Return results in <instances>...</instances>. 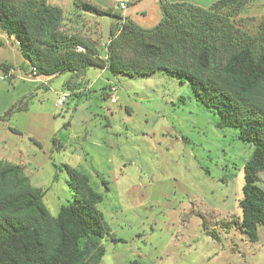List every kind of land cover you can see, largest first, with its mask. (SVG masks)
<instances>
[{"label": "rangeland", "instance_id": "1", "mask_svg": "<svg viewBox=\"0 0 264 264\" xmlns=\"http://www.w3.org/2000/svg\"><path fill=\"white\" fill-rule=\"evenodd\" d=\"M39 1L24 7L34 9ZM46 2L62 11L58 28L86 39L103 59L110 41L124 56L141 57L145 42L176 46L184 37L188 49L202 38L216 43L220 64L228 48L264 51V0L237 9L210 4L202 14L180 5L160 34L141 36L119 34L117 17L151 28L161 19L157 0H135L123 10L117 0ZM84 2L107 14L83 9ZM3 41L0 63L11 62L13 73L0 79V166L21 165L30 184L45 190L53 216L72 200L62 165L87 171L103 194L97 207L108 226L92 247L103 249L99 264H264V227L258 226L256 242L239 227L252 148L235 127L215 126L217 116L195 100L187 82L159 71L129 77L93 67L35 76L15 41ZM111 84L116 102L110 101ZM20 105L26 108L17 110ZM258 176L264 189V170Z\"/></svg>", "mask_w": 264, "mask_h": 264}, {"label": "trees", "instance_id": "2", "mask_svg": "<svg viewBox=\"0 0 264 264\" xmlns=\"http://www.w3.org/2000/svg\"><path fill=\"white\" fill-rule=\"evenodd\" d=\"M23 1L20 6L15 0H0V31L13 36L30 71L34 69L33 75L56 76L89 67L129 77L163 72L187 82L195 100L217 116V128L237 129L238 139L252 148L244 165L242 197L238 201L239 227L248 240L256 242L258 226L264 227V189L257 184L258 173L264 170V51L249 46L228 48L220 64L215 61L216 43L202 38L188 49L184 37L176 41V46L174 42H145L141 57L124 56L110 41L103 59L86 39L58 28L62 14L59 7L40 0L31 9L24 6L33 4V0ZM248 1L214 0L210 4L232 3L237 9ZM158 3L161 19L155 26L145 29L127 17L118 16L119 34L158 35L175 18L172 9L179 10L180 5L201 14L207 12L205 6L189 1L158 0ZM81 6L99 15L107 14L91 3L84 2ZM78 45L84 50L78 51ZM10 66L4 64L2 70ZM23 108L25 105L16 107ZM62 169L72 200L61 205L53 216L43 202L45 190L30 184L21 165L0 166V264H99L103 249L96 251L92 247L108 233L97 207L103 194L93 186L91 175L84 169L68 164H63ZM102 184L108 191L107 182L102 180ZM211 236L218 240L215 233ZM113 241L123 240L113 238ZM128 264L140 263L133 259Z\"/></svg>", "mask_w": 264, "mask_h": 264}, {"label": "built area", "instance_id": "3", "mask_svg": "<svg viewBox=\"0 0 264 264\" xmlns=\"http://www.w3.org/2000/svg\"><path fill=\"white\" fill-rule=\"evenodd\" d=\"M135 0H117V7L121 10L123 9H126L128 7V5L132 2H134ZM77 50L78 51H81L82 50V47L80 45L77 46ZM12 68L11 67H7L5 70H3L2 74H0V79H3V78H7V77H11L12 75ZM32 74H34V69H32ZM108 90H109V97H110V101L111 102H116V97L113 96V92H115L116 90V87L114 84H111L109 85L108 87ZM65 100V96H61L59 99H58V103L61 104L63 103V101Z\"/></svg>", "mask_w": 264, "mask_h": 264}, {"label": "crops", "instance_id": "4", "mask_svg": "<svg viewBox=\"0 0 264 264\" xmlns=\"http://www.w3.org/2000/svg\"><path fill=\"white\" fill-rule=\"evenodd\" d=\"M167 1H169V2H180V1H189V2H192V3H194V4H196V5H199V6H207V5H209L210 3H212L214 0H167ZM157 3H158V0H157ZM158 5H159V3H158ZM142 13H143V11H142ZM124 16H126V17H128V18H130L131 20H133V18L131 17V16H128V15H125V14H123ZM8 38L9 40H14L13 39V36H9L8 37V35L7 34H5L4 32H1L0 31V45H2V43H4V41H3V39L4 38ZM15 44H17V42H15ZM2 63H5V64H7V65H10V64H12L11 62H2ZM2 63H0V64H2ZM106 70V69H105ZM85 72H86V70H85Z\"/></svg>", "mask_w": 264, "mask_h": 264}]
</instances>
